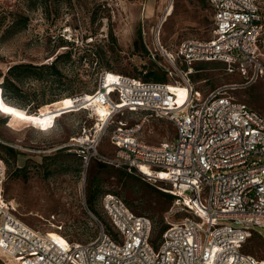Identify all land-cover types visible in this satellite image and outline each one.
I'll use <instances>...</instances> for the list:
<instances>
[{"label":"built area","instance_id":"1","mask_svg":"<svg viewBox=\"0 0 264 264\" xmlns=\"http://www.w3.org/2000/svg\"><path fill=\"white\" fill-rule=\"evenodd\" d=\"M208 2L210 37L183 39L168 51L156 34L157 48L169 64V81L112 71L107 81V70L101 71L90 98L71 111L94 115L95 103L107 108L104 124L65 145L74 148L83 167L97 159L145 181L169 184L164 190L172 201L159 241L154 245L152 219L132 211L112 192L103 193L99 202L107 226L86 207L98 225L94 238L70 240L51 214L48 229L64 238L54 239L49 230L23 221L17 204L5 198L6 167L0 158V264H264V257L242 250L253 234L264 240V115L231 95L228 86L203 93L189 77L191 64L200 61L237 65L243 74L251 65L261 70L260 0ZM177 87L184 90L181 101ZM125 112L168 120L173 138L148 144L138 136L140 124L115 120ZM109 126L113 151L106 155L97 147Z\"/></svg>","mask_w":264,"mask_h":264},{"label":"rangeland","instance_id":"2","mask_svg":"<svg viewBox=\"0 0 264 264\" xmlns=\"http://www.w3.org/2000/svg\"><path fill=\"white\" fill-rule=\"evenodd\" d=\"M168 2L50 0L47 6L28 9L25 0H0V76L16 63L50 65L57 55L70 51L69 58L56 62V68L42 70L37 66L34 71L40 78L28 76L18 81L21 94L8 97L10 103L3 100L0 88L4 196L17 204V214L27 224L49 230L46 219L55 214L70 240L88 241L97 235L98 225L87 208L107 226L99 202L103 193L112 192L132 211L152 219L154 245L159 241L172 200L164 190L169 184L145 181L136 173L97 159L83 167L74 148L65 145L71 137L97 124L95 116L103 111L98 104L93 105L94 115L87 110L71 111L90 98L101 71L142 79L147 71H154L166 82L170 80L169 64L157 48L156 34L168 51H174L183 39L210 37L212 9L208 0H172L166 21L156 33ZM260 8L258 60L262 72L253 65L243 74L237 65L230 68L220 61H200L191 64L189 77L203 93L216 86H228L231 95L264 115V0H260ZM19 14L29 17L26 28L2 37L4 28ZM115 120L140 124L138 136L151 145L170 140L175 133L168 120L147 112H125ZM111 128L103 132L97 147L102 154L113 151ZM5 146L13 152L7 153ZM49 233L64 239L54 230ZM242 250L264 257V240L253 234Z\"/></svg>","mask_w":264,"mask_h":264},{"label":"trees","instance_id":"3","mask_svg":"<svg viewBox=\"0 0 264 264\" xmlns=\"http://www.w3.org/2000/svg\"><path fill=\"white\" fill-rule=\"evenodd\" d=\"M49 1L50 0H25V3L28 9H34L39 5L47 6ZM53 1L69 2L70 0H53ZM28 23H29V17L27 15H22V14L15 15L11 23L4 28L2 37L16 34L22 31L23 29L26 28ZM2 24L3 21L1 20L0 25ZM69 56H70V51H67L64 54L57 55L50 65H46V64L33 65L31 63H16L14 65H11L6 71L7 73L4 72V74L0 76V78H2V80L0 81V88H1V96L3 100L8 102L7 100L8 97L20 96L21 91L17 84L18 81H21L22 79L28 76H34L36 78H40L41 76L37 75V73L34 71V69H36L37 66H39V68L42 70H50L52 68H56V62L59 61V59L69 58ZM84 57H86V55H84ZM142 80L153 81V82H164L163 81L164 77L158 76L154 71H147L145 73V79ZM4 149L7 153L13 152V149L11 147L5 146ZM165 195L172 197L168 193H165Z\"/></svg>","mask_w":264,"mask_h":264},{"label":"bare ground","instance_id":"4","mask_svg":"<svg viewBox=\"0 0 264 264\" xmlns=\"http://www.w3.org/2000/svg\"><path fill=\"white\" fill-rule=\"evenodd\" d=\"M170 6H172V0H169V2H168V4H167V9H165V11H164V14H167L164 18H162V16L164 15H162L161 16V18H160V20H159V23L161 22V24H160V26L158 27L157 26V32L156 33H160V28H161V26L163 25V23L166 21V17L168 16V14H169V10H168V7H170ZM159 23H158V25H159ZM193 71V70H192ZM108 72V75H107V81H109V80H111L112 79V72H110V71H107ZM170 86L171 87H174V85H172V84H170ZM178 88V92H177V100L178 101H181L182 100V98H183V96H184V90L182 89V87H177ZM102 91V90H101ZM95 97H98V95H96ZM97 104V103H96ZM99 105V107L100 108H102L103 109V111L101 112V114H100V116H95V120H97V124L95 125V126H100V124L101 123H105V121H106V117H107V108L104 106V105H101V104H98ZM92 119V118H91ZM144 169V171L146 172V173H148V169L147 168H143ZM51 236V235H50ZM51 237H53L54 239H57V240H61V239H59V238H57V237H55V236H51Z\"/></svg>","mask_w":264,"mask_h":264}]
</instances>
